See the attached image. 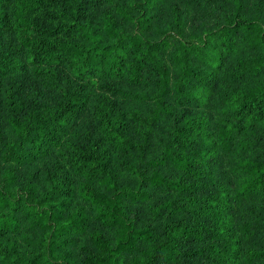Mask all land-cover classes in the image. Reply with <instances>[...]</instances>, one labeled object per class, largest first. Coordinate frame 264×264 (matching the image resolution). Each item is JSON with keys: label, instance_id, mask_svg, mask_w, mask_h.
<instances>
[{"label": "trees", "instance_id": "trees-1", "mask_svg": "<svg viewBox=\"0 0 264 264\" xmlns=\"http://www.w3.org/2000/svg\"><path fill=\"white\" fill-rule=\"evenodd\" d=\"M123 1L125 8L98 0L115 10L100 25L90 16L41 29L33 17L59 3L0 0V79L29 68L53 96L23 106L6 92L0 108V239L16 234L42 246L52 264H184L191 249L202 264H264V146L251 154L262 144L254 127L264 126V81L246 87L264 78V0H179L220 6L219 14L212 6L211 26L185 35L166 33L151 15L160 0ZM238 51L249 55L228 67ZM225 70L234 86L222 109L230 120L215 135L201 119L162 135L158 126L178 107H197L199 91H213ZM92 102L96 128L75 147L74 125ZM109 153L123 171L111 168ZM53 154L59 162L39 177ZM218 158L231 165L235 185L208 177L206 160ZM20 186L26 198L16 196ZM155 192L171 200L154 204L145 226L139 207L134 213L127 204ZM75 198L82 205L69 211ZM0 258L24 264L12 246Z\"/></svg>", "mask_w": 264, "mask_h": 264}, {"label": "rangeland", "instance_id": "rangeland-1", "mask_svg": "<svg viewBox=\"0 0 264 264\" xmlns=\"http://www.w3.org/2000/svg\"><path fill=\"white\" fill-rule=\"evenodd\" d=\"M56 3H59V5L54 4V6H51L49 8L43 9L39 11L34 17L33 21L37 26H39L41 29H48V28H55L58 26H66L73 22H82L84 19L90 18V16H93L94 23L100 25L104 14H112L115 12L114 7L112 5H109L107 3H101L98 2V0H54ZM123 6L125 8L126 1H123ZM216 4L211 3H200L198 6H185L182 4L179 0H160V2H157L155 4V7H151V15L153 14V17H156L158 19V23L161 26L167 27L166 33L170 34H179L178 28L183 29L182 35H185L189 32L190 26L195 27H201L204 24L212 25L213 19L210 17L212 6H215L216 8V14L220 13V6H216ZM140 7V6H139ZM142 10L145 9L144 6L141 7ZM114 10V11H113ZM137 15V14H136ZM135 17H138L136 16ZM133 16V15H132ZM179 19V24L173 18ZM212 21V22H211ZM186 22V23H185ZM209 23V24H208ZM185 26V27H184ZM125 29L128 28V25L123 24ZM169 27V28H168ZM66 40L64 36H59L55 38L54 40ZM2 41L5 42V38H2ZM9 51V50H8ZM237 56H233V60L231 58H226V64L229 65L231 68L234 67V65L237 63V61L244 60L246 56L249 54L244 53H236ZM234 54V55H236ZM256 55V54H255ZM253 56V55H252ZM228 66V67H229ZM232 70V69H230ZM230 70H225L222 75V80H220V83L216 85L213 91L210 92H201L199 91V98L200 101L198 102V106L194 107H178L175 109L174 114L171 118V121H164V125L158 126L159 131L162 135L166 136L167 132L170 131V127H180L181 125L185 123H190L195 121L196 119H201L200 121L203 125V128L207 131H210L213 135L216 133V129L220 127V125L224 124L226 121L230 120L229 115L225 114L222 109L226 106L224 101L227 99V97L232 93L231 89L234 88L232 84H228L230 79ZM22 75V76H21ZM66 76H64L65 81ZM259 81H264V78L262 80H259V78L252 79L251 81L246 82L248 85L246 87L251 88L252 86L258 84ZM70 83L73 85H78V82L71 77ZM68 82L65 83L67 85ZM69 87V84L67 88ZM6 92L11 93L13 95V100L17 102H21L22 105L27 106L30 103L36 101L37 103H49L48 98L53 97L49 93V87L47 85V82L43 78H36L34 74L31 72V69L27 68L26 73H18V72H12L6 75L1 76L0 79V108L2 112L6 108ZM100 92H95L96 95H99ZM167 102L172 101V98L170 96L166 97ZM148 106H154V103L152 104L151 101L147 102ZM33 103L31 104V106ZM95 106V102H92L91 104L88 103L87 110L83 112L81 116L76 121V124L74 125L73 131H76L77 137L74 141L78 140V142H73L75 147L80 146L79 142L85 141L89 139V135L91 132V126L94 125L96 128V125L94 123V119L96 117H93L92 111L97 110V106ZM91 109V111H90ZM149 110V109H148ZM147 111V110H146ZM0 112V123L3 127H5V121L3 119V113ZM174 124V125H173ZM91 125V126H90ZM172 125V126H171ZM172 128V129H173ZM256 131L257 140L260 141L262 144L258 145L257 148H255L251 154L258 153L261 151V147L264 146V126L262 124L256 125L254 127ZM8 130V129H7ZM172 131V130H171ZM73 133V132H71ZM72 134L69 135V137ZM92 135V134H91ZM251 139L254 138V136H250ZM92 142H94L95 134L92 135L91 139ZM111 157V168L115 167L117 170H122L120 166H118L114 162V154L109 153ZM57 154H53L48 158L46 166H43L42 164L39 165V177H42L45 171V168L48 167L50 170H54V163L59 162L56 158ZM208 165H205L206 169L209 168L207 173L209 174L208 177L215 178V185L217 186L219 183H221L223 180L225 182L230 181L231 183H236V179L231 177L230 174V164L225 159L218 158L215 161H210V159L206 160ZM210 161V162H209ZM64 165V172L67 170ZM123 171V170H122ZM147 171V170H146ZM207 173L204 175L207 177ZM209 178V179H210ZM208 179V180H209ZM220 180V182H219ZM21 183L26 184V178L23 173V178L21 177ZM21 187V186H20ZM15 189V194L18 197L26 198L27 190L25 187H21L18 189ZM20 191L22 192L20 194ZM171 200V193L169 192H155L152 197H150L148 202H144L141 204H135V203H128L127 208H129L130 211L136 213L137 207H139V214L138 216L140 219H138L141 223H144L145 226L149 224L150 218L153 216L150 214L151 208L154 206V204L157 205L159 201H169ZM82 205L81 201L78 198H75L74 201L69 206V211H73V208L75 205ZM40 206V205H39ZM163 216L166 215V212L161 213ZM36 234L33 233V235ZM20 236L14 234L6 236L2 239H0V255L5 254L9 248L12 246L13 253L21 258V261H24V264H52L48 258L46 248L44 247H30L27 244H24L20 241ZM263 237V236H261ZM192 250V249H191ZM191 250L188 252V258H185L187 260L184 264H202L203 259L201 257H197L198 255L192 254ZM80 257H85V255L78 254ZM3 261L0 258V264H2Z\"/></svg>", "mask_w": 264, "mask_h": 264}]
</instances>
